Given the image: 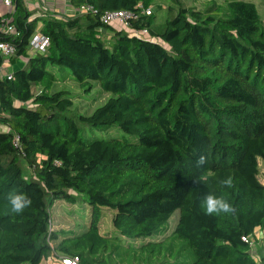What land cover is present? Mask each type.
<instances>
[{
    "label": "trees",
    "instance_id": "1",
    "mask_svg": "<svg viewBox=\"0 0 264 264\" xmlns=\"http://www.w3.org/2000/svg\"><path fill=\"white\" fill-rule=\"evenodd\" d=\"M221 1L198 10L162 0L157 21L145 14L157 0H70L79 14L60 19L12 0L0 43L15 52L0 55V70L26 63L0 77V264H264L242 241H264V26L257 0ZM121 11L134 16L125 28L101 22ZM36 33L49 47L32 55ZM67 81L111 98L78 114L71 93L56 89ZM229 175L234 187L222 188ZM13 189L32 200L22 214L10 211ZM210 192L234 212L206 215ZM57 201L88 207L80 233L50 230ZM101 208L113 212L110 231ZM175 214L170 235L157 238Z\"/></svg>",
    "mask_w": 264,
    "mask_h": 264
},
{
    "label": "rangeland",
    "instance_id": "2",
    "mask_svg": "<svg viewBox=\"0 0 264 264\" xmlns=\"http://www.w3.org/2000/svg\"><path fill=\"white\" fill-rule=\"evenodd\" d=\"M162 1V0H161ZM157 0L155 6H152L151 10L152 12L156 13V20H163L165 17V9H166V4ZM187 6L189 7H195L198 10H202L204 7V3L209 1V0H195L196 3L194 5L190 0H185ZM217 4H221V0H214ZM0 3H2V0H0ZM255 7L257 9L260 22L262 26H264V5L259 1L254 2ZM1 11L2 13L6 12L7 9L1 4ZM159 9H162L158 11ZM40 27V25H39ZM20 62H26V58H21ZM20 62L18 61V64L20 65ZM13 69V71H16L20 67L17 66H12L10 67ZM2 74V72H1ZM6 72H3L2 76H5ZM60 77H65L64 75H60ZM67 78V77H66ZM68 79V78H67ZM96 85V84H95ZM56 89H65L66 91L70 92L71 95L74 97L73 101V108L72 111L78 113V114H88L90 115L95 109L101 107L111 96L109 94H100V90L95 87V90L91 91V94L84 93L83 91L80 90V88L71 83V82H66L63 85H57ZM0 128V132H1ZM111 131L110 133L112 134ZM20 167L23 171V176L27 180H29L30 172L29 170L22 164H20ZM261 183L264 184V179H261ZM88 207H83L82 203L78 201L74 206H70L64 201H57L55 202L51 208L49 209L50 213V220L52 222V225L50 226L51 229H62L64 233H80L81 229L80 227L84 226L83 221L84 217L87 216L88 214ZM100 216H101V221H102V226L104 230L110 231L111 230V218L113 216V212L101 208L99 210ZM83 220V221H82ZM177 221V215L175 214L171 220L168 222V224L165 226L164 231L160 232L159 235H157V238H164L170 235L172 232L173 228L176 225ZM85 222V221H84ZM85 229V228H84ZM84 229L82 231H84ZM155 238V237H154ZM260 236L258 235V240L254 242V247H253V257L255 256L256 258L260 259V257H264V241H260ZM154 241V239H153ZM255 248H258V252L254 255ZM261 250V252L259 251ZM260 252V253H259ZM184 253L180 255V261H182L184 258H187ZM193 261V258L190 256L188 259V263L190 264ZM41 264H47L46 261H43Z\"/></svg>",
    "mask_w": 264,
    "mask_h": 264
},
{
    "label": "built area",
    "instance_id": "3",
    "mask_svg": "<svg viewBox=\"0 0 264 264\" xmlns=\"http://www.w3.org/2000/svg\"><path fill=\"white\" fill-rule=\"evenodd\" d=\"M3 6H5L7 9L12 10V0H2ZM87 10L90 11V8H81V11ZM151 13V10H146L145 14L149 15ZM134 18L132 13L129 12H110L106 13L102 18L101 22L105 25H114L118 26L119 28H125L128 26V23L130 20ZM6 33L13 35L15 32L12 28H8L6 30ZM133 37L135 38H143L147 36V31H137L131 33ZM49 47V40L48 38L42 36L39 33H36L32 36L29 42V53L30 54H36V53H44L47 48ZM14 48L10 44L7 43H0V55H2L5 59H9L14 56ZM8 63L5 62L3 64V67L0 71L5 70L6 67H8ZM2 78H6L7 80L11 79V74H6L5 76H2ZM262 240V239H261ZM260 240V241H261ZM242 241L250 246L251 253L253 255V247H254V240L251 238H242ZM62 264H78V260L76 258L68 259L64 258L62 259Z\"/></svg>",
    "mask_w": 264,
    "mask_h": 264
},
{
    "label": "clouds",
    "instance_id": "4",
    "mask_svg": "<svg viewBox=\"0 0 264 264\" xmlns=\"http://www.w3.org/2000/svg\"><path fill=\"white\" fill-rule=\"evenodd\" d=\"M207 162V158L204 154H200L195 160V167L201 168ZM194 184L198 181L193 180ZM222 188L232 189L234 187L233 177L231 175L223 178L219 181ZM8 203L10 205V211L14 214H22L25 209L31 206L32 200L25 192H19L13 189L7 196ZM201 208L208 216L228 214L234 212V206L227 200L225 195H216L214 193H208L202 201Z\"/></svg>",
    "mask_w": 264,
    "mask_h": 264
},
{
    "label": "crops",
    "instance_id": "5",
    "mask_svg": "<svg viewBox=\"0 0 264 264\" xmlns=\"http://www.w3.org/2000/svg\"><path fill=\"white\" fill-rule=\"evenodd\" d=\"M23 3L28 11H33L34 13H36L35 17L37 18L52 17L55 19H60L62 17H75L79 14L76 9H73L71 7L70 0H23ZM1 4L2 3H0V5ZM1 10L2 9L0 6V16H4L12 11V10L7 9L6 12L2 13ZM39 25L41 27L42 23L41 22L38 23V28H40ZM18 61L20 62L21 58L17 59L13 66L18 65L20 68H22L26 63V62L25 63L20 62V65H19ZM10 67L12 66H8L5 68V70L0 71V77H2L3 72H6V74H11L12 72H14L13 69H11ZM259 240H261V238ZM257 252H258V248H255L254 255ZM46 263L54 264L50 261V259L47 260Z\"/></svg>",
    "mask_w": 264,
    "mask_h": 264
}]
</instances>
